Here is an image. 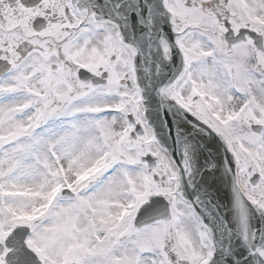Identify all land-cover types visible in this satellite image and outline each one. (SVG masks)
Returning <instances> with one entry per match:
<instances>
[{"label": "snow or ice", "instance_id": "snow-or-ice-1", "mask_svg": "<svg viewBox=\"0 0 264 264\" xmlns=\"http://www.w3.org/2000/svg\"><path fill=\"white\" fill-rule=\"evenodd\" d=\"M0 264H264V0H0Z\"/></svg>", "mask_w": 264, "mask_h": 264}]
</instances>
